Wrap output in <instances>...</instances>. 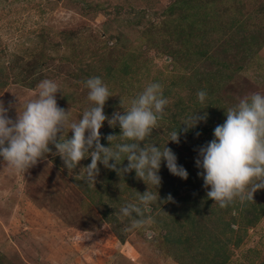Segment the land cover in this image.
Wrapping results in <instances>:
<instances>
[{
  "label": "rangeland",
  "instance_id": "374dc122",
  "mask_svg": "<svg viewBox=\"0 0 264 264\" xmlns=\"http://www.w3.org/2000/svg\"><path fill=\"white\" fill-rule=\"evenodd\" d=\"M91 77L108 86L109 118L126 112L148 84L162 85L165 115L141 146L167 144L188 178L162 161L155 189L134 171L129 179L132 172L98 164L93 186L83 168L90 158L68 169L53 149L25 173L0 159L4 263L264 264V189L253 201L206 204L210 189L195 163L228 108L264 95V0H0V100L13 105L10 118L50 79L69 123L78 122L93 106L85 87ZM199 91L207 93L203 103ZM194 113L207 119L185 132ZM114 128L105 121L100 132ZM179 130V143L169 141ZM146 190L159 201L142 217L149 222L134 228L141 217L120 210Z\"/></svg>",
  "mask_w": 264,
  "mask_h": 264
},
{
  "label": "clouds",
  "instance_id": "9594fccd",
  "mask_svg": "<svg viewBox=\"0 0 264 264\" xmlns=\"http://www.w3.org/2000/svg\"><path fill=\"white\" fill-rule=\"evenodd\" d=\"M85 87L93 106L83 112L78 122L72 123H69V109L66 111L57 103L59 84L50 79L37 85L35 98L25 104L21 113L16 112L15 119L8 115L13 105L6 107L0 100V159L17 172L25 173L46 154L53 153V149L68 169H76L82 160L90 158L91 163L83 168L87 182L93 186L99 175L98 164L121 174L134 171L138 179L155 189L161 185L158 173L162 161L173 176L188 178L187 170L177 164V157L167 144L163 149L155 144L141 146L152 136L169 103L161 84H148L130 101L126 112H114L111 118L104 113L111 97L108 86L100 77H91L85 81ZM197 97L203 103L207 93L199 91ZM225 116V122L215 127L214 138L199 148L195 162L203 170L198 175H202L204 187L210 189L207 198L221 208L237 198L241 202L253 201L254 194L264 189V95L254 92L241 98L236 106L227 109ZM206 119L207 113L202 116L194 113L184 124V131ZM105 121L109 127L120 129L119 135L106 137L107 147L101 143L100 132ZM66 128L72 133L71 138L68 133L65 135ZM179 134L180 130L172 131L169 141L179 143ZM118 136L130 142L113 146ZM122 157H126L127 165L118 168ZM137 196L138 204H128L120 210L125 217L133 214L141 217L133 219L134 228L149 222L142 217L145 212H151L153 202L159 201L157 191L137 192ZM172 199L169 194L167 200Z\"/></svg>",
  "mask_w": 264,
  "mask_h": 264
},
{
  "label": "trees",
  "instance_id": "16d2710c",
  "mask_svg": "<svg viewBox=\"0 0 264 264\" xmlns=\"http://www.w3.org/2000/svg\"><path fill=\"white\" fill-rule=\"evenodd\" d=\"M109 134H112V135H119L120 134V129H119V127L117 126V127H115L113 130H110V129H107V130H105L104 132H103V134H101V136H102V139H101V143L105 146V147H107V146H109L108 145V142H107V140H106V137L109 135ZM122 138L121 137H117V140L116 141H114L113 142V146L116 144V143H122ZM124 158L125 157H122V159H121V161H120V163H123V160H124ZM110 163H112L111 161H110ZM119 164V163H118ZM109 171L111 172V173H114V171L113 170H111V169H109ZM113 175H110V177H108L107 179L108 180H113L112 177ZM134 177V173H133V171H132V174H130V175H128V177L127 178H129V179H131V178H133ZM106 179V180H107ZM211 202H213L212 200H210V199H207L206 200V204H209L210 205V203ZM211 204H214V203H211ZM235 207V206H234ZM233 207V208H234ZM237 207V206H236ZM208 208H210V207H208ZM262 207H260V209H261ZM245 209H246V207H245ZM219 210V209H218ZM255 211H257V207H251L250 208V210H249V213H255ZM106 215H107V213H106ZM255 217V216H254ZM231 231V229H229L228 231H227V233L228 232H230ZM232 232V231H231ZM118 239H119V241L120 242H123L122 240L123 239H121V238H119L118 237ZM224 248V247H223ZM226 258H227V256L225 257V260H226ZM0 264H5L4 263V258L2 257V259L0 258Z\"/></svg>",
  "mask_w": 264,
  "mask_h": 264
}]
</instances>
